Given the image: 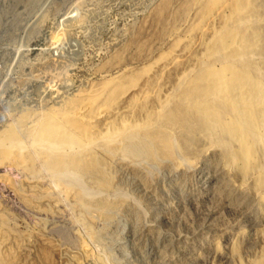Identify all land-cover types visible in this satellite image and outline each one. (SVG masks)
I'll return each instance as SVG.
<instances>
[{"label": "bare ground", "instance_id": "1", "mask_svg": "<svg viewBox=\"0 0 264 264\" xmlns=\"http://www.w3.org/2000/svg\"><path fill=\"white\" fill-rule=\"evenodd\" d=\"M143 15L99 69L98 81L42 111L30 126L24 114L0 133V166L32 179L26 204L45 214L59 202L52 190L71 202L83 227L94 222L93 212L107 220L127 212L134 250L135 242L151 240L153 252L155 237L140 225L135 205L109 198L128 184L167 210L147 186L146 168L164 170L168 186L160 194L180 198L203 167L217 180L238 174L232 188L242 199L251 188L264 216V0H158ZM41 174L50 177L51 189L39 187ZM6 184L19 189L12 178ZM2 229L8 240L9 228ZM44 244L43 263L51 264L55 250ZM126 249L121 246L123 254Z\"/></svg>", "mask_w": 264, "mask_h": 264}, {"label": "rangeland", "instance_id": "2", "mask_svg": "<svg viewBox=\"0 0 264 264\" xmlns=\"http://www.w3.org/2000/svg\"><path fill=\"white\" fill-rule=\"evenodd\" d=\"M157 1L0 0V133L24 114L29 116L25 125L30 126L42 111L98 81L99 69L126 42L128 29L135 22L136 26ZM13 167L0 166V231L9 228L8 240L0 232V261L5 264H44V242L55 250L51 264H264V216L254 204L251 188L243 199L238 189L232 188L240 183L238 174L217 180L203 167L188 182V188L184 186L180 198L174 192L168 197L160 194L161 188L168 186L164 170L146 168V184L154 187L159 201L170 206L167 210L125 183L110 193L111 200L122 197L138 209L140 225L150 227L153 234L148 233L158 246L152 252L153 243L148 238L147 243L135 242L138 249L134 250L127 212L109 220L93 212L94 222L85 220L88 225L83 227L85 223L71 202L55 190L51 196L59 202H53L56 206L49 208L51 214L33 203L26 204V196L31 194L26 187L33 181ZM44 175L38 185L42 190L46 186L51 189V179ZM6 177L14 179L19 189L9 187ZM224 185H230L234 193L228 194ZM85 187L96 194L88 183ZM2 219L7 227L2 226ZM86 226H93V232L88 228V234ZM95 231L106 234L97 239ZM167 234L182 238L173 241ZM121 246L127 248L125 254Z\"/></svg>", "mask_w": 264, "mask_h": 264}]
</instances>
